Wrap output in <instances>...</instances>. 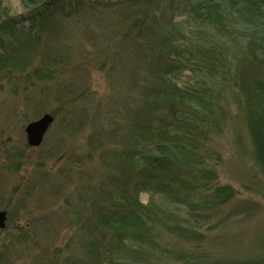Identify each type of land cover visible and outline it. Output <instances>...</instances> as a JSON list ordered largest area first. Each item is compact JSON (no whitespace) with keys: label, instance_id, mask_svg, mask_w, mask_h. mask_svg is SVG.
<instances>
[{"label":"rangeland","instance_id":"obj_1","mask_svg":"<svg viewBox=\"0 0 264 264\" xmlns=\"http://www.w3.org/2000/svg\"><path fill=\"white\" fill-rule=\"evenodd\" d=\"M203 1L162 0L154 11L157 28L167 33L166 21L176 25L175 31L191 26L187 13ZM77 3L68 16L69 6L66 12L59 7L36 25L25 19L30 8L18 0L3 2L6 20L16 23L0 24V210L7 213L0 229V264H58L79 256L75 234L91 214V186L106 168L103 154L121 149L124 141L127 112L119 106L132 88L121 87L108 74L114 66L104 57L107 20L96 25L89 16H77L83 8ZM243 3L228 1L222 11L234 31L255 19H246ZM36 36L41 44H35ZM226 40L231 63L208 135V147L218 156L211 161L209 172L215 175L209 184L228 187L233 196L221 195L227 202L211 217L190 222L195 238L162 231L159 249L148 254L153 264H184L185 259L191 264H264V120L258 140L250 121L251 109L264 112V69L242 63L240 58L250 55L247 35L231 34ZM254 79H259L257 87ZM44 113L53 122L41 145L32 148L24 127ZM139 198L145 202L147 195ZM129 254L130 260L143 256V261L147 255ZM82 262L88 264L86 257Z\"/></svg>","mask_w":264,"mask_h":264},{"label":"trees","instance_id":"obj_2","mask_svg":"<svg viewBox=\"0 0 264 264\" xmlns=\"http://www.w3.org/2000/svg\"><path fill=\"white\" fill-rule=\"evenodd\" d=\"M18 1L30 8L25 19L36 25L59 7L66 12L73 1L76 4L69 6L67 16L79 2L83 13L77 16H89L96 25L107 20L108 27L102 26L109 35L104 57L114 66L108 74L121 87L132 88L119 106L127 112L121 149L103 154L106 168L91 186V214L80 219L75 234L79 256H68L58 264H84L85 257L88 264H153L149 255L159 249L162 231L179 230L195 238L190 222L204 221L233 196L230 189L227 193L228 187L209 184L215 175L209 172L211 161L218 156L208 147V135L214 129L220 87L231 63L226 39L236 33L247 35L245 47L250 55L240 59L246 66L252 62L264 69V0H234L245 2L246 8L241 10L248 13L246 19L255 17L236 31L227 24L229 14L222 13L225 3L232 0H217L214 7L207 0L195 3L187 13L191 26L175 31L176 25L166 21L167 33L157 28L154 12L162 0ZM3 2L0 0V24L16 23L6 20ZM211 8L221 13L217 16ZM40 41L36 36L35 44ZM254 82L257 87L259 79ZM115 111L119 113L117 108ZM253 114L258 115L256 119ZM262 120L264 112L256 114L251 109V131L257 140ZM141 193L147 195L145 202L139 198ZM136 250L147 253L145 261L143 256L128 258ZM185 260L184 264H191V259Z\"/></svg>","mask_w":264,"mask_h":264},{"label":"water","instance_id":"obj_3","mask_svg":"<svg viewBox=\"0 0 264 264\" xmlns=\"http://www.w3.org/2000/svg\"><path fill=\"white\" fill-rule=\"evenodd\" d=\"M52 121L53 117L50 114L45 113L38 119L28 122L24 128L26 142L30 146H38L42 142L43 136ZM5 221L6 212L0 210V229L5 227Z\"/></svg>","mask_w":264,"mask_h":264}]
</instances>
